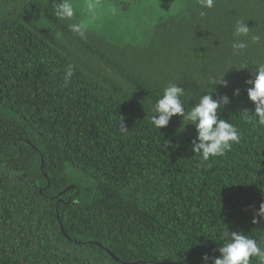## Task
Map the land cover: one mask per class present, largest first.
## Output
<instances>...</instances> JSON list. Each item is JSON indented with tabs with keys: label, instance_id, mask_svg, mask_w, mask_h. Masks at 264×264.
<instances>
[{
	"label": "trees",
	"instance_id": "obj_1",
	"mask_svg": "<svg viewBox=\"0 0 264 264\" xmlns=\"http://www.w3.org/2000/svg\"><path fill=\"white\" fill-rule=\"evenodd\" d=\"M111 1L118 10L132 2ZM171 5L123 33L90 27L82 40L53 15V0H0V264H203L219 256L226 227L264 239V223H253L264 129L241 119L253 109L251 70L238 67L264 61V40L239 57L230 47L236 18L264 35V0L160 6ZM230 62L229 87H201ZM169 81L189 107L204 91L231 99L221 116L242 139L211 166L191 151L193 125L150 122Z\"/></svg>",
	"mask_w": 264,
	"mask_h": 264
},
{
	"label": "clouds",
	"instance_id": "obj_2",
	"mask_svg": "<svg viewBox=\"0 0 264 264\" xmlns=\"http://www.w3.org/2000/svg\"><path fill=\"white\" fill-rule=\"evenodd\" d=\"M201 9L211 10L215 7L216 0H198ZM53 15L63 21L68 30L82 40L87 39L90 26L99 18L105 9L101 0H53ZM113 15L118 12L115 6H107ZM207 13L200 11L199 15L204 17ZM243 17L236 18L232 24L230 47L233 56H243L246 51L255 44L264 40V35L255 33L248 26ZM235 62L225 65L224 69L210 74L201 83V87L207 89L218 87H229V81L224 77L230 69L236 68ZM239 69H250V78L244 81L247 98L252 102L253 109L240 111L241 119L253 128L264 129V61L245 60L238 65ZM74 75V67L69 64L64 72V85L68 86ZM240 88L233 89V97L240 95ZM204 91L197 102L188 106L186 90L181 84L169 81L161 90L156 99L152 111L155 113L150 122L156 129L166 127L173 116H179L188 125H193L196 130L195 138L191 141V151L196 154L201 165H208L213 158H222L231 151L234 144H239L242 133L232 122L222 118L221 113L225 106L230 104L228 95H217L214 99L213 93ZM127 129L123 122L119 125ZM256 217H259L257 219ZM254 224L264 223V203L255 211ZM219 256L209 257L204 254L201 259L203 264H264V239L245 233L243 230L229 231L227 227L223 230L221 242L217 249Z\"/></svg>",
	"mask_w": 264,
	"mask_h": 264
},
{
	"label": "rangeland",
	"instance_id": "obj_3",
	"mask_svg": "<svg viewBox=\"0 0 264 264\" xmlns=\"http://www.w3.org/2000/svg\"><path fill=\"white\" fill-rule=\"evenodd\" d=\"M108 1L111 4H114L111 0H101V3L105 5V9L90 27L103 31H105L107 28H115L120 33H123L120 28L136 25L135 21L137 19V15L140 16L142 13H153V16H156L161 12L171 13L173 10V5L167 6L165 8L160 6L161 4H171V0H132V2L129 3L131 5L128 6L127 9H119L118 12L113 15L111 10L107 7L110 5ZM77 2H82V0H77ZM151 4H153V6ZM115 6L121 5L117 4Z\"/></svg>",
	"mask_w": 264,
	"mask_h": 264
},
{
	"label": "water",
	"instance_id": "obj_4",
	"mask_svg": "<svg viewBox=\"0 0 264 264\" xmlns=\"http://www.w3.org/2000/svg\"><path fill=\"white\" fill-rule=\"evenodd\" d=\"M69 188H72V187H68L67 189H69ZM59 218V217H58ZM59 225H60V228H61V230L64 232V228H63V225H62V223H61V221L59 220ZM93 244H95V245H98V246H101L100 244H98V243H94L93 242ZM102 247V246H101ZM115 259H117L116 258V256H114V255H112Z\"/></svg>",
	"mask_w": 264,
	"mask_h": 264
}]
</instances>
